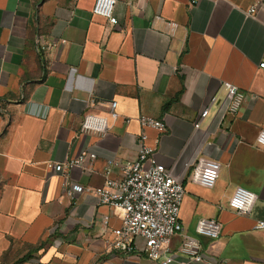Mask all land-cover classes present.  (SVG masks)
I'll return each mask as SVG.
<instances>
[{
	"label": "crops",
	"instance_id": "crops-1",
	"mask_svg": "<svg viewBox=\"0 0 264 264\" xmlns=\"http://www.w3.org/2000/svg\"><path fill=\"white\" fill-rule=\"evenodd\" d=\"M94 4L0 0V264H156L142 239L133 252L114 247L119 210L87 193L72 201L48 168L93 152L94 171L75 169L70 180L102 187L107 161L136 158L140 115L167 124L166 133L148 130L149 142L185 187L180 220L205 264H264V4L118 0L116 25ZM225 83L257 99L236 116L213 106L196 129L210 99H225ZM112 101L121 118L109 133H81L83 118L109 117ZM200 159L221 164L212 188L193 180ZM237 186L257 195L249 214L228 207ZM203 217L222 223L219 239L196 234ZM181 242L176 235L172 248Z\"/></svg>",
	"mask_w": 264,
	"mask_h": 264
},
{
	"label": "built area",
	"instance_id": "built-area-1",
	"mask_svg": "<svg viewBox=\"0 0 264 264\" xmlns=\"http://www.w3.org/2000/svg\"><path fill=\"white\" fill-rule=\"evenodd\" d=\"M128 1V0H125ZM200 0H189V5H195ZM118 0H95L93 13L108 19L112 25L118 24L114 16V8ZM253 7L250 13H254ZM264 70V62L260 63ZM226 97L221 100L217 96L210 99L208 106L202 111L195 128L199 129L213 106L217 107L216 116L224 113L236 116L247 99L257 97L246 94L231 83H225ZM118 104L112 101L109 117L86 115L81 124V133L104 136L109 133L111 123L117 122L121 115L117 111ZM129 123L130 119H124ZM140 133L138 135L137 156L132 161H107L103 174L105 181L100 188L85 187L73 183L70 177L75 169L93 172L97 156L90 151H83L63 163H48L52 174L64 176L62 189L72 201L79 194L94 195L100 205L117 209L121 213V226L113 230L114 247L124 248L129 252L140 249L137 239L143 240L146 257L156 264H205L206 259L197 237L184 233L180 220L181 207L185 197V187L181 179L156 159V150L149 142L148 130L159 133L167 132L164 119L140 115L138 117ZM256 144L264 148V129L256 137ZM120 170V175L114 177V169ZM221 164L216 160L200 159L193 170V180L198 184L212 188L219 179ZM257 200L252 191L237 186L228 199V207L238 215L249 214ZM109 216L104 217L108 225ZM257 229H264V220L258 221ZM223 231V225L218 219L203 217L196 225L199 237L217 240ZM182 236L181 245L177 250L172 248V238Z\"/></svg>",
	"mask_w": 264,
	"mask_h": 264
},
{
	"label": "trees",
	"instance_id": "trees-1",
	"mask_svg": "<svg viewBox=\"0 0 264 264\" xmlns=\"http://www.w3.org/2000/svg\"><path fill=\"white\" fill-rule=\"evenodd\" d=\"M28 260V257L26 258V259H24L23 261L25 262V261H27Z\"/></svg>",
	"mask_w": 264,
	"mask_h": 264
},
{
	"label": "rangeland",
	"instance_id": "rangeland-1",
	"mask_svg": "<svg viewBox=\"0 0 264 264\" xmlns=\"http://www.w3.org/2000/svg\"><path fill=\"white\" fill-rule=\"evenodd\" d=\"M264 4V0H260ZM181 214V213H180Z\"/></svg>",
	"mask_w": 264,
	"mask_h": 264
}]
</instances>
